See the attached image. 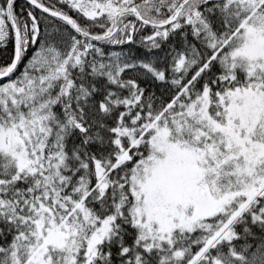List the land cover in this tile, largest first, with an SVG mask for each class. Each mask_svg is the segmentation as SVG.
<instances>
[{"label": "snow or ice", "instance_id": "obj_1", "mask_svg": "<svg viewBox=\"0 0 264 264\" xmlns=\"http://www.w3.org/2000/svg\"><path fill=\"white\" fill-rule=\"evenodd\" d=\"M0 264H264V0H0Z\"/></svg>", "mask_w": 264, "mask_h": 264}]
</instances>
